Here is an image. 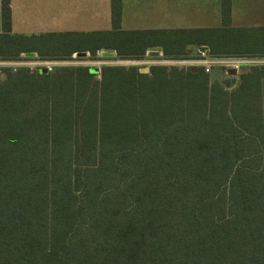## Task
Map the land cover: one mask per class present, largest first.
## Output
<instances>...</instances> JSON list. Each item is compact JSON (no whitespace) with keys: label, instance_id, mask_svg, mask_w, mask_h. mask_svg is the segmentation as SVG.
Returning a JSON list of instances; mask_svg holds the SVG:
<instances>
[{"label":"trees","instance_id":"1","mask_svg":"<svg viewBox=\"0 0 264 264\" xmlns=\"http://www.w3.org/2000/svg\"><path fill=\"white\" fill-rule=\"evenodd\" d=\"M0 60L153 46L188 58L264 56V26L11 32L0 0ZM31 59L30 57H26ZM0 67V264H264V65L235 88L155 64Z\"/></svg>","mask_w":264,"mask_h":264},{"label":"crops","instance_id":"2","mask_svg":"<svg viewBox=\"0 0 264 264\" xmlns=\"http://www.w3.org/2000/svg\"><path fill=\"white\" fill-rule=\"evenodd\" d=\"M11 32L105 31L113 27L111 0H10ZM123 30L209 27L211 0H121ZM0 9V32H1Z\"/></svg>","mask_w":264,"mask_h":264},{"label":"rangeland","instance_id":"3","mask_svg":"<svg viewBox=\"0 0 264 264\" xmlns=\"http://www.w3.org/2000/svg\"><path fill=\"white\" fill-rule=\"evenodd\" d=\"M222 23L221 20V0H211V24L209 27H218ZM231 24L234 26H264V0H231ZM101 51H114L115 56L113 58H105L101 56ZM88 54L85 57L76 56L75 53L72 54V59L68 62V65H83L89 67H98L102 66L103 63H113L118 62L120 59L117 57V52L115 50L108 49H100L96 52L95 56H91L89 51H86ZM160 52L162 53V49L160 47ZM199 52L196 45H190L187 50V54L190 56L184 59H189L194 57L196 53ZM201 55V59L207 60L212 57H243L245 59L250 60V63L245 66L249 68L260 67L264 65V56H253V55H213L209 52V48L205 50L203 53L199 52ZM163 55V54H162ZM157 58V59H155ZM141 61H163L162 58L159 57H149L147 52L140 59ZM126 61V60H125ZM124 65H128L125 63ZM130 65V64H129ZM145 66V65H144ZM147 66V65H146ZM195 66V65H191ZM190 66V67H191ZM198 67V66H197ZM206 71V70H205ZM208 72L211 81H215V79L219 80L222 84L229 86L230 88H235L239 81L240 76H230L227 74V67L223 65H211L209 66ZM100 70L95 72V79H99ZM264 90V85L262 86Z\"/></svg>","mask_w":264,"mask_h":264},{"label":"built area","instance_id":"4","mask_svg":"<svg viewBox=\"0 0 264 264\" xmlns=\"http://www.w3.org/2000/svg\"><path fill=\"white\" fill-rule=\"evenodd\" d=\"M161 53V52H160ZM161 53L158 57L162 58L163 61H141V60H120L118 62H113L112 64H121L124 65L125 63H128L130 65H147L148 64H164V65H181L189 67L191 65L195 66H201L206 71L208 70L209 66L211 65H223L227 67V69L235 68L240 69L241 67H246L245 65L250 63V60L245 59L243 57H212L207 60L201 59V57L197 58H189V59H181V60H171V59H165ZM31 59L26 58L24 54L21 55V58L17 60H0V67H11L14 70L19 67H46L49 70H52L55 66L58 65H68L69 60H39L35 57H30ZM157 59V58H155Z\"/></svg>","mask_w":264,"mask_h":264},{"label":"water","instance_id":"5","mask_svg":"<svg viewBox=\"0 0 264 264\" xmlns=\"http://www.w3.org/2000/svg\"><path fill=\"white\" fill-rule=\"evenodd\" d=\"M197 48H198L199 52H204L205 50H207L208 47L205 45H201V46H198ZM75 54H76V56H79V57H85V56H87L88 53L86 51H81V52H76ZM160 54H161L160 53V46H153L147 51L148 56H159ZM24 55L26 57H35L36 53L35 52H27V53H24ZM101 56H103V57H114L115 52L114 51H101ZM137 67L141 73H148L149 72V66L138 65ZM190 70L193 72H196L198 70V67L197 66H191ZM39 71L42 73H46V72H48V69L46 67H41L39 69ZM91 71L97 72L98 68L97 67H91ZM248 71H249L248 67H244L241 69H235V68L227 69V73L229 75L243 74V73H246Z\"/></svg>","mask_w":264,"mask_h":264},{"label":"flooded vegetation","instance_id":"6","mask_svg":"<svg viewBox=\"0 0 264 264\" xmlns=\"http://www.w3.org/2000/svg\"><path fill=\"white\" fill-rule=\"evenodd\" d=\"M202 53H203V52H202ZM203 54H204V53H203ZM203 54L197 52L196 55H195L194 57H191V59H192V58L200 57V56L203 55ZM149 57H150V56H149ZM151 57H158V56H151ZM105 58H113V57H105ZM69 61H70V60H69ZM103 65H117V64L103 63L102 66H103ZM151 65H153V64H148L149 67H150ZM96 67L98 68V70H101V66L98 67V66L96 65ZM199 67H201V66H198V68H199ZM241 68H244V67H241ZM241 68H240V69H241ZM230 69H233V68H230ZM94 74H95V72H94ZM227 74H228V73H227ZM228 75H229V74H228ZM230 76H240V74H237V75H230ZM215 81H219V80L215 79Z\"/></svg>","mask_w":264,"mask_h":264}]
</instances>
